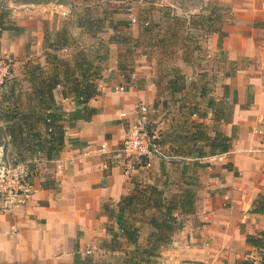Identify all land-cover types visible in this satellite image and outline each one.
I'll return each mask as SVG.
<instances>
[{"label": "crops", "instance_id": "crops-1", "mask_svg": "<svg viewBox=\"0 0 264 264\" xmlns=\"http://www.w3.org/2000/svg\"><path fill=\"white\" fill-rule=\"evenodd\" d=\"M4 1L0 4L5 9L3 26L20 30L0 29V51L12 56L15 65L0 87V145L15 157L24 149L21 142L12 148L10 131L21 132L20 137L28 139H32V132L44 133L39 123L29 128L32 118H25L28 124L18 123L15 115L35 108L30 97L34 83L30 66L39 64L42 75L52 71L53 64L43 49L44 24L50 29L47 32H52L54 19L63 16L69 2ZM214 1L230 7V16L219 21L225 33L219 49L228 60L246 59L248 65L224 82L229 103L233 91L236 94L228 119L213 121L210 113L204 119L209 135L217 130L232 137L230 149L220 156H179L175 151L179 141L168 134L172 133L168 127L175 129L183 119L177 110L171 126L167 118L159 122L157 140L164 152L178 156H155L149 167L125 159L117 149L136 117L135 106L140 100L152 101L155 90L152 83L140 88L130 83V79L116 74L115 65L104 67L105 78L97 82L100 93L87 103L97 112L72 125L63 121L64 143L58 155L49 160L32 158H39L38 169L32 176L27 202L0 213V264H133L128 259L134 245L122 235L115 244L111 240L112 231H118V201L143 184L158 187L169 178L170 160H174L178 179L183 181L180 188H192L194 206L187 214L176 212L184 224L150 264H237L247 259L264 264V251L245 240L247 235L264 230V213L252 212L254 201L264 196V0ZM158 5L182 11L172 0ZM217 39L218 33L210 35L214 50ZM69 47L56 51V55L70 58L77 50ZM33 49L38 63L30 60ZM244 73L247 76H242ZM61 88L62 82L54 90L55 103L65 112L73 111L72 97L62 96ZM246 93L251 94L250 99L246 100ZM103 143L106 150L100 152ZM28 156L27 152L23 158L30 161ZM138 244L143 247L147 241L138 239Z\"/></svg>", "mask_w": 264, "mask_h": 264}, {"label": "rangeland", "instance_id": "rangeland-1", "mask_svg": "<svg viewBox=\"0 0 264 264\" xmlns=\"http://www.w3.org/2000/svg\"><path fill=\"white\" fill-rule=\"evenodd\" d=\"M16 1L28 2V0ZM63 1L69 2L68 8L62 12V17L54 19V25L51 26L52 32L64 30L69 49L80 51L94 61L95 65L102 68L97 82L105 78L104 67L109 68L115 65L116 74L120 73L124 78L129 77L130 83H136L139 88L145 83L153 84L154 99L148 103L140 100L135 106V115L137 117L140 114L141 105L146 106V127L156 140L159 122L167 118L171 126L181 103L186 105L196 103L200 100L198 97L200 93H203L205 98L222 97L224 87L227 86L224 82L236 77L237 73H241L242 69L245 70L248 67L246 59L238 61L227 59L223 51L219 49L222 39L219 33L215 50L211 47L210 35L215 33V29L221 27L220 20L216 21L213 18L217 15L222 20L230 16V7L226 4L214 0H172L173 4L182 9L180 13H177V10L175 11V8L169 5H158L166 0ZM1 2L4 4L5 1L0 0V4ZM132 17L136 18L134 22L131 21ZM118 21H126L127 25L122 26L118 24ZM47 27L44 24V29L50 31ZM55 27L57 29H54ZM77 27L86 28L78 31ZM92 30L94 34L90 32ZM111 37L114 38L113 41H110ZM30 51L32 52L30 60L38 63L39 57L36 56V50ZM60 55L61 53L57 56ZM0 56L8 64V76H10V71L15 69L13 58L2 51ZM173 70H178L179 76H183L186 88L170 98L164 87L166 80L172 76L169 73ZM134 74L143 76H132ZM245 74L242 76H247ZM246 95V100L250 99L251 94L246 93ZM204 99L199 101V109L204 108ZM227 100L226 102L230 104ZM154 103L157 105L154 106ZM183 110L186 111V108ZM230 112H232L231 109ZM168 128L171 131L174 130L173 127ZM167 154L170 155V153ZM173 163H175L174 160L167 161L169 178H166L163 183H160L161 178L157 180L160 183L158 188L163 190L162 196L165 200L171 197L177 198L181 194L180 186H184L180 183L183 181L178 179L179 173L176 172ZM158 176L156 175V179ZM146 186L148 184L138 188ZM155 214L154 210L150 209L146 215L136 214V219L138 222L140 220L141 226L139 240L147 241V236L151 232L147 221L151 215ZM178 218L175 223L183 225L184 219L179 216ZM166 245L167 243L163 246Z\"/></svg>", "mask_w": 264, "mask_h": 264}, {"label": "trees", "instance_id": "trees-1", "mask_svg": "<svg viewBox=\"0 0 264 264\" xmlns=\"http://www.w3.org/2000/svg\"><path fill=\"white\" fill-rule=\"evenodd\" d=\"M50 1L55 0H28L27 3ZM57 1L61 2L63 0ZM4 16L5 10L1 7L0 29L11 30L14 27V29L20 30L17 26H3ZM213 19L219 21L221 17L216 15ZM118 24L126 26L127 22L118 21ZM112 27L115 28V26ZM90 32L93 33L94 30ZM214 32L219 33L220 37L225 35L219 28L215 29ZM50 33L46 31L44 34L43 49L46 51L45 53L50 59V63L53 64L52 71L42 75L43 68L39 64L30 66V76L34 81L30 97L35 101V108L30 107L29 110L25 111L26 113L18 111L15 115L18 118V123L25 121V124H28L29 121L26 122L25 118H32L33 121L29 128L31 129L39 123L43 125L44 133L32 132V139H28V136L21 138V132L10 131L9 141L12 148L18 147V142H21L24 149L22 150V152L24 151L23 153H16V156L12 157L15 161H26L27 157H23H25L27 152L30 154L28 156L30 160L34 157L48 160L54 159L64 143L65 130L63 121L68 120L69 125H72L73 121L78 119L88 120L91 115L97 112L96 108L88 106L87 103L100 93L97 87V80L100 77L102 68L95 65L94 61H91L80 51H76L70 58L57 56L56 51L69 46L68 39L64 30L61 32L54 30ZM113 40L114 38L111 37L110 41ZM59 74H61V78H59ZM169 75L172 76H169L170 78L166 80L164 88L169 97L172 98L182 92L186 86L183 76H179L178 70H173ZM125 79L129 81V77H125ZM61 82V95L72 97L75 104L73 111L65 112L55 103L54 90ZM226 88L227 86L224 87V93L220 100H215L211 96L205 98L203 93H200L198 95L200 100L196 103L190 105L181 103L178 106L177 110L184 118L175 125L172 133L168 134L170 137L173 136L178 139L179 143L176 145L175 151L179 153V156L204 157L225 153L230 149L232 137L226 136L217 130L212 135H209L204 123L208 113L212 115L213 121H226L228 119L230 109L236 103V94L233 91L232 102L228 104L226 99H224L227 97ZM203 99L204 108L199 109L198 103L203 101ZM155 105L157 104L154 103ZM183 108H186V111ZM19 127H21L20 124ZM148 132L152 134L151 131L148 130ZM155 141L159 144L158 140L155 139ZM178 155L176 154L175 156ZM135 190V193L128 194L118 201V210L115 216L118 231H112L111 240L115 244L118 237L122 235L128 243L134 245L132 255L128 261L133 264H150L154 257L159 255L161 246L168 243L173 232L182 226L175 223L179 219L176 212H180L183 215L192 211L194 206L193 191L192 188H182L181 194L177 198L171 197L165 200L162 196L163 190L156 185L143 188L136 187ZM149 209L154 210L156 214L151 215L147 221L151 232L147 236V245L142 247L137 242L141 226L136 222V214L146 215ZM252 212L264 213V196H259L254 201ZM245 240L248 245L264 251V230L255 235H247ZM237 264L254 263L253 260L247 259Z\"/></svg>", "mask_w": 264, "mask_h": 264}, {"label": "built area", "instance_id": "built-area-1", "mask_svg": "<svg viewBox=\"0 0 264 264\" xmlns=\"http://www.w3.org/2000/svg\"><path fill=\"white\" fill-rule=\"evenodd\" d=\"M1 7L3 6L0 5ZM135 20V17L131 18L132 22ZM8 75V64L0 56V87L5 84ZM139 113L124 134L117 152L125 159L137 161L144 167L151 166V160L155 156L171 158L172 155L162 151L161 146L155 141V136L148 132L145 105L140 106ZM105 150L106 145L100 144L98 151L105 152ZM38 160L39 158L23 162L15 161L5 151L3 145H0V213L27 202L32 189L31 179L38 169Z\"/></svg>", "mask_w": 264, "mask_h": 264}]
</instances>
